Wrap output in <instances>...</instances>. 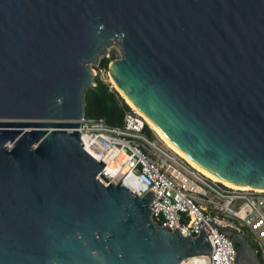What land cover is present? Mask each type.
Instances as JSON below:
<instances>
[{"label":"water","instance_id":"obj_1","mask_svg":"<svg viewBox=\"0 0 264 264\" xmlns=\"http://www.w3.org/2000/svg\"><path fill=\"white\" fill-rule=\"evenodd\" d=\"M115 44L117 89L189 159L264 189V0H0V264H212L214 242L109 182L77 122ZM235 264H263L216 225Z\"/></svg>","mask_w":264,"mask_h":264},{"label":"built area","instance_id":"obj_2","mask_svg":"<svg viewBox=\"0 0 264 264\" xmlns=\"http://www.w3.org/2000/svg\"><path fill=\"white\" fill-rule=\"evenodd\" d=\"M109 62L90 65L94 78L107 82ZM77 122L80 135L88 139L83 149L103 163L101 173L109 182L121 181L139 196L152 190L155 222L169 231L183 228L184 236L198 234L201 223L214 242L212 264H235L236 245L216 226L231 225L252 237L264 264V190L234 189L204 176L148 133L142 116L130 107L117 125L85 113Z\"/></svg>","mask_w":264,"mask_h":264},{"label":"trees","instance_id":"obj_3","mask_svg":"<svg viewBox=\"0 0 264 264\" xmlns=\"http://www.w3.org/2000/svg\"><path fill=\"white\" fill-rule=\"evenodd\" d=\"M115 53L109 57L100 58V65L106 67L108 62L115 58ZM85 115L95 118H102L110 125L120 124L124 111L129 109V106L119 96L117 91L109 83L102 81L100 78H95V86L87 87L85 95ZM146 131L151 133L146 127ZM255 247L253 241L250 242ZM259 260L262 262L260 253H257Z\"/></svg>","mask_w":264,"mask_h":264},{"label":"bare ground","instance_id":"obj_4","mask_svg":"<svg viewBox=\"0 0 264 264\" xmlns=\"http://www.w3.org/2000/svg\"><path fill=\"white\" fill-rule=\"evenodd\" d=\"M110 78V77H109ZM110 80L113 82V80L110 78ZM114 86L116 87L115 83L113 82ZM117 88V87H116ZM119 91V90H118ZM121 96L123 97V99L125 100V102L134 110L136 111L139 115L142 116V118L147 122V124L154 130L157 132V134L160 136V138L166 142L168 144V146L175 151V153H177L180 157L184 158L185 161H187L189 163L190 166H192L194 169H196L197 171H199L200 173H202L204 176L208 177L209 179L213 180V181H218L223 183L224 185L230 187V188H234V189H241V190H255V191H261L264 189H258V188H252L250 186H239V185H234L230 182L224 181L219 179L218 177H216L215 175H213L212 173L208 172L207 170L201 168L199 165H197L195 162H193L191 159H189L179 148H177L166 136L165 134L159 130L155 124L145 115L143 114L131 101L130 99L121 91H119ZM121 159V156H120ZM107 173L109 174V177H112V173L110 170L107 171Z\"/></svg>","mask_w":264,"mask_h":264},{"label":"rangeland","instance_id":"obj_5","mask_svg":"<svg viewBox=\"0 0 264 264\" xmlns=\"http://www.w3.org/2000/svg\"><path fill=\"white\" fill-rule=\"evenodd\" d=\"M115 53V57L117 56V58H118V48H117V46L115 45V44H112L111 46H109V48H108V53L109 54H112V53ZM106 79H107V82L117 91V93L119 94V96L123 99V97L121 96V94H120V92L118 91V89L114 86V84H113V82L110 80V78L109 77H106ZM123 101L125 102V100L123 99ZM126 103V102H125ZM127 104V103H126ZM128 105V104H127ZM129 106V105H128ZM130 107V106H129ZM131 108V107H130ZM136 112V111H135ZM137 113V112H136ZM144 120V119H143ZM145 121V120H144ZM145 123H146V125H147V127L150 129V131H151V133H152V136L155 138V139H157L158 141H160L165 147H167V148H169V149H171L169 146H168V144L166 143V142H164L161 138H160V136L157 134V132L156 131H154L148 124H147V122L145 121ZM172 150V149H171ZM172 151H174V150H172ZM175 152V151H174ZM241 202L240 201H237L235 204H234V207L237 209V207H238V205L240 204ZM246 237H247V239L250 241V242H252V237L248 234V233H246Z\"/></svg>","mask_w":264,"mask_h":264}]
</instances>
